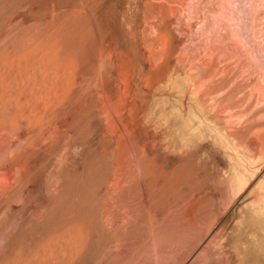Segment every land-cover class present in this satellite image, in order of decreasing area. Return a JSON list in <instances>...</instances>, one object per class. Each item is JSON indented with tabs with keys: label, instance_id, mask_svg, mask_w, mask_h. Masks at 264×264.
Listing matches in <instances>:
<instances>
[{
	"label": "rangeland",
	"instance_id": "1",
	"mask_svg": "<svg viewBox=\"0 0 264 264\" xmlns=\"http://www.w3.org/2000/svg\"><path fill=\"white\" fill-rule=\"evenodd\" d=\"M0 177V264H264V0H0Z\"/></svg>",
	"mask_w": 264,
	"mask_h": 264
},
{
	"label": "bare ground",
	"instance_id": "2",
	"mask_svg": "<svg viewBox=\"0 0 264 264\" xmlns=\"http://www.w3.org/2000/svg\"><path fill=\"white\" fill-rule=\"evenodd\" d=\"M9 129V128H8ZM6 130V129H5ZM11 130V129H10ZM8 132V131H7ZM2 135V134H1ZM4 136V135H3ZM3 138V137H2ZM12 138V137H11ZM2 147V145H1ZM6 147V146H5ZM10 152V151H9ZM18 168V167H17ZM1 179V177H0ZM2 180V179H1ZM1 188V187H0ZM260 215V214H259ZM258 217V216H257ZM260 218V216H259ZM263 220V218H262ZM260 222H263V221H260ZM259 223V222H258ZM254 224V223H253ZM259 224L257 226V229H261V227L259 228ZM257 233V232H256ZM256 235V234H255ZM260 242H262L264 244V239L263 238H259L258 239ZM264 248V245L262 246ZM253 251H251V254H250V251H249V254H247L248 258H249V264H261V262L258 261V257L255 253H252Z\"/></svg>",
	"mask_w": 264,
	"mask_h": 264
}]
</instances>
